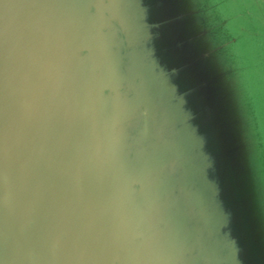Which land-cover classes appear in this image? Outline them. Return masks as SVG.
Returning a JSON list of instances; mask_svg holds the SVG:
<instances>
[{"label": "water", "instance_id": "95a60500", "mask_svg": "<svg viewBox=\"0 0 264 264\" xmlns=\"http://www.w3.org/2000/svg\"><path fill=\"white\" fill-rule=\"evenodd\" d=\"M194 19L0 0V264H264L254 116Z\"/></svg>", "mask_w": 264, "mask_h": 264}, {"label": "rangeland", "instance_id": "374dc122", "mask_svg": "<svg viewBox=\"0 0 264 264\" xmlns=\"http://www.w3.org/2000/svg\"><path fill=\"white\" fill-rule=\"evenodd\" d=\"M179 3L182 9L190 5L197 21L202 23L199 25L194 19L207 33L203 44L215 49L210 60L211 70L220 74L217 85L228 95L229 52L237 60L238 72L233 79L240 101L248 110L251 108L254 116L251 127L257 131L262 148L256 152L250 148L243 156L248 167L253 165L250 171L261 184L256 199L263 204L258 206V212L264 235V0H179Z\"/></svg>", "mask_w": 264, "mask_h": 264}]
</instances>
